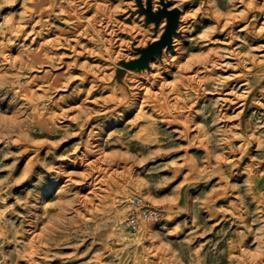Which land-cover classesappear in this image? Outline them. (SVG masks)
Returning a JSON list of instances; mask_svg holds the SVG:
<instances>
[{"label": "rangeland", "instance_id": "rangeland-1", "mask_svg": "<svg viewBox=\"0 0 264 264\" xmlns=\"http://www.w3.org/2000/svg\"><path fill=\"white\" fill-rule=\"evenodd\" d=\"M140 1L0 0V264H264V0H164L147 67Z\"/></svg>", "mask_w": 264, "mask_h": 264}, {"label": "water", "instance_id": "water-1", "mask_svg": "<svg viewBox=\"0 0 264 264\" xmlns=\"http://www.w3.org/2000/svg\"><path fill=\"white\" fill-rule=\"evenodd\" d=\"M162 5L163 7L156 11L153 9V0H147L146 6L140 1L141 12L146 14L149 22L155 21L159 25L163 18L166 17L167 23L165 31L159 39L150 43L148 47L140 49L143 55L133 63L134 66L145 67L156 52L162 51L165 46L172 47L173 34L177 33L176 29L179 22L180 9H169L168 3L164 0L162 1Z\"/></svg>", "mask_w": 264, "mask_h": 264}, {"label": "built area", "instance_id": "built-area-1", "mask_svg": "<svg viewBox=\"0 0 264 264\" xmlns=\"http://www.w3.org/2000/svg\"><path fill=\"white\" fill-rule=\"evenodd\" d=\"M160 213L161 210L158 206L137 197L133 200L131 208L123 220V226L129 232L135 234L145 222L158 217Z\"/></svg>", "mask_w": 264, "mask_h": 264}, {"label": "bare ground", "instance_id": "bare-ground-1", "mask_svg": "<svg viewBox=\"0 0 264 264\" xmlns=\"http://www.w3.org/2000/svg\"><path fill=\"white\" fill-rule=\"evenodd\" d=\"M167 2V1H166ZM168 3V8L169 9H172V8H170V4H169V2H167ZM154 4H155V2H154V0H153V9H154ZM173 8H177V7H173ZM180 9V8H179ZM180 13H181V9H180ZM144 14V13H143ZM145 16H146V14H144ZM179 17H180V15H179ZM151 24H152V22H150ZM166 23H167V18L166 17H164L163 18V20L161 21V24L162 25H164V31H165V26H166ZM178 24H179V22H178ZM178 27V26H177ZM177 30V29H176ZM177 33H174L173 34V41H176V39H177V37L175 36L176 34H178V31H176ZM162 36V35H161ZM160 36V37H161ZM159 39V38H158ZM157 40V39H156ZM173 46H175V44H172V47ZM170 48V47H169ZM164 49V48H163ZM153 58V57H152ZM151 58V59H152ZM151 59H150V61H151ZM150 61H149V64H150ZM149 64L147 65V66H149ZM147 66H145V67H147ZM123 211V210H122ZM122 213V212H121ZM153 220V219H152ZM156 224V222L155 223H152V226L151 227H154V225Z\"/></svg>", "mask_w": 264, "mask_h": 264}]
</instances>
